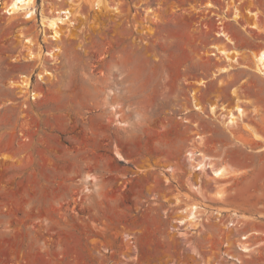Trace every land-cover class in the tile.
Here are the masks:
<instances>
[{
    "label": "rangeland",
    "instance_id": "1",
    "mask_svg": "<svg viewBox=\"0 0 264 264\" xmlns=\"http://www.w3.org/2000/svg\"><path fill=\"white\" fill-rule=\"evenodd\" d=\"M66 7L54 39L40 17ZM261 48L264 0H36L35 19L0 5V264H264ZM189 147L237 174H189Z\"/></svg>",
    "mask_w": 264,
    "mask_h": 264
},
{
    "label": "bare ground",
    "instance_id": "2",
    "mask_svg": "<svg viewBox=\"0 0 264 264\" xmlns=\"http://www.w3.org/2000/svg\"><path fill=\"white\" fill-rule=\"evenodd\" d=\"M97 4L99 5V1L97 2ZM0 5H1V8L3 9V12H6L7 14H9V16H11V18L22 16L24 19H35V16H36V0H0ZM207 5L210 6L211 4L208 3ZM53 12H55V15L53 14L54 16H50V17H46V16L41 14L42 16L40 17L41 18L40 24L43 27H45V29H46V27L50 28V30H52V32H53V34L50 36L54 37V39H55V38L60 36V33H61L60 31L62 29V26L60 24L64 23L63 21L65 19L71 17L72 12L70 11L69 7H66L63 9L62 8L61 9H55V11L53 10ZM250 13L252 15L255 14V12H250ZM62 14H64L63 16L66 17L65 19H63ZM240 16L241 15L239 14L238 10L235 8V11L233 13V18H240ZM69 20L70 19H68V21ZM252 27H255V24H252ZM42 31H43V29H42ZM217 34L224 35L225 33L223 31H219V32H217ZM26 41H28V39H26ZM214 47H215V50L217 52L221 53V55L223 54L229 60H230L229 54L234 53L235 58L234 59L232 58V59H233V61L234 60L237 61V58L239 55L237 51H235V50L229 51V50H226L223 47H220L217 45H215ZM56 49H58V47ZM53 50L51 52H49V54H53L55 52V51L53 52ZM211 53H213V51ZM231 57H233V56H231ZM33 58H34V55L32 53H29V54H27V56H24V59H27V60H31ZM252 61H253L254 69L259 74L264 75V48H261L260 50H258V52H254L252 54ZM133 62H134L133 49H129L128 52L126 53V56H124L123 59L119 58L118 61L116 62V66H117V69L119 71L124 67H127L129 70L128 75H129L130 83H131V85L129 87L130 97L133 96V94H134L133 77H132V70L134 68ZM237 64H239V63H237ZM242 67H245V66L243 65ZM228 69H229V66H226V65L219 66V68H218L219 74L223 73V72H227ZM48 74H51L49 72V70H43L42 72L38 73V77L40 79H42L44 76H46ZM11 84L19 87L22 92L29 90V88L31 87V82L29 80L28 75H26V74H21L19 76V79L16 80V82L12 81ZM112 93L113 92H109V95H108L110 97L109 99H115L116 98V96H113L114 94H112ZM232 93H233V95H237V92L235 90H233ZM32 94H36V93L33 92ZM109 99L106 100V97H105L104 104H108ZM111 106H112L111 107L112 109L115 108L113 104H111ZM194 107L198 110H202V107L197 103L196 100L194 101ZM234 110L237 112L234 113L231 110L228 111L226 124H234L237 122V120L241 116H243L244 110L242 107H240L239 105H235ZM210 112H211V114H215L214 108L212 106H210ZM198 138H199L198 143L201 144L203 139L200 135L198 136ZM189 148L186 151V156H187L186 160L188 162L187 164H188V167L190 169L189 174H193L196 171H198L200 173V175L205 176V178L207 177V179L213 181V183L214 182L216 183L218 179L226 178L232 174H237L236 171L229 169L226 165L217 164L211 156L206 155L202 151L196 150V148H190V149ZM197 179L199 180V175H198ZM190 189L198 195L203 194V192H202L203 190L201 191V188L199 187V185H195V184L191 183ZM213 195H215V194H213ZM200 196L203 197V195H200ZM215 196L218 200L222 201L224 194H223L222 190H220L218 188V190H216ZM199 207H200L199 201L198 202L195 201V202L186 204L185 207H183L180 210V213H182L180 215H182L184 220H185V218H190V219L195 218L196 219L195 216L198 215L197 213L200 209ZM180 219H182V218H180ZM250 234L251 233L249 232L247 235H250ZM247 235H244L242 238H246ZM240 248L245 252L251 250V248L248 247V243L242 244L240 246Z\"/></svg>",
    "mask_w": 264,
    "mask_h": 264
}]
</instances>
